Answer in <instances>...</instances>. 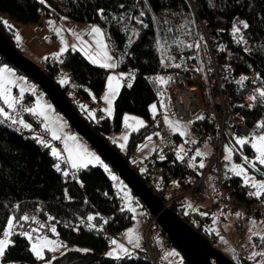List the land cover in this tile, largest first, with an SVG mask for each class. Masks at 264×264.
<instances>
[{
	"label": "trees",
	"instance_id": "trees-1",
	"mask_svg": "<svg viewBox=\"0 0 264 264\" xmlns=\"http://www.w3.org/2000/svg\"><path fill=\"white\" fill-rule=\"evenodd\" d=\"M190 1L45 0V3H41V0H0V29L16 47L17 29L12 22L17 25H40L47 19L66 17L101 27L116 62L122 61L117 69H131L135 72L132 86L124 84L114 101V130L120 129L121 118L126 112L144 117L147 121L145 127L130 134L129 153L125 156L128 161L137 144L149 133L155 132L149 118V105L160 98L168 105L166 110L173 112L169 92L180 77L174 65L181 55L197 51L194 46L198 21L213 35L215 44L223 48V54L228 55L238 68L254 69L264 83V0H213V7H209L207 0ZM120 4L126 7L121 9ZM99 9L105 10L104 18L98 14ZM141 11L145 13L141 17L143 25L130 18L139 16ZM121 16L124 18L120 19ZM236 18L249 24V28L244 29V32L254 42L253 49L247 50L241 44L232 43V20ZM4 21L11 27L6 26ZM129 38L131 44L128 42ZM0 60L6 63L1 56ZM60 63L69 69L66 73L69 83L66 85L59 83L57 74L64 73L58 69ZM42 68L78 113L81 105H87V110H90L95 103L101 101L106 70L92 64L80 51L68 48L58 60L47 56ZM166 71L171 73L172 80L169 84L158 85L150 77L153 73ZM158 92L164 93L163 98ZM32 99V93L24 95V101L29 102ZM23 105L24 102L20 100L14 109L5 108V111L9 112L13 119H22L27 124H31L36 117L41 118L24 111L25 108L21 107ZM82 110L81 116L98 135L103 137L111 130L108 117L103 115L99 108L94 110L95 120L89 118L85 108ZM235 111L252 132L261 131L255 125L264 121V105L248 108L238 106ZM202 122L205 124V121ZM193 124H196V121ZM15 127L12 120L0 116V236L8 216L18 218L28 215L30 219L17 223L11 237L12 244L6 249L3 261L35 264L38 260L31 252L27 238L19 233L33 226L38 227L40 219L48 222V217H52L49 222H55L51 226L56 228V233H52L49 230L51 226L45 224V228L40 230L42 234L57 238L68 245L86 246L94 251V254L80 257L69 264H153L143 250L130 252V255H123L120 259L103 255L110 242V238L104 234L103 223H106L110 232L116 234L133 221L129 210L119 208L121 198L103 168L88 165L86 168L67 171V163L58 161L51 155L52 144L45 147L38 142V138L24 136ZM227 132L228 140L237 136L229 129ZM243 152L249 156L255 154L250 145L243 146ZM58 162L61 165L60 172L54 167ZM64 171L68 172L67 176ZM258 174H264V166H259ZM171 176L182 177L177 170L174 171L166 165L164 177L170 179ZM233 180L235 184L241 182L235 175ZM122 184L128 189L123 182ZM236 187L239 194L250 188L243 183ZM132 202L141 205L146 219L149 213L142 202L134 196ZM177 208V205L170 207L183 221L202 233L204 218L201 210L186 204H183L180 212ZM89 215H93L95 219L88 221ZM105 215L109 218L106 219ZM31 217H35V220ZM89 224L94 227H89ZM249 242L252 250L257 248L264 251V243L258 237L253 236ZM173 248L177 255L170 256L169 252H166L165 260L160 264H175L176 259L186 263L180 252ZM248 252L246 250L244 253ZM231 259L235 264L264 262V257L249 260L247 255L241 254Z\"/></svg>",
	"mask_w": 264,
	"mask_h": 264
},
{
	"label": "built area",
	"instance_id": "built-area-1",
	"mask_svg": "<svg viewBox=\"0 0 264 264\" xmlns=\"http://www.w3.org/2000/svg\"><path fill=\"white\" fill-rule=\"evenodd\" d=\"M238 20L237 18L233 19L232 25ZM197 36L200 47L197 48L195 55L191 53L179 57L177 64H180L181 68L177 72L180 77L169 92L173 115L181 121H191L187 135L182 137L169 130L163 121L161 111L158 114L150 113L149 118L155 133H160L157 136V147L144 160L137 159L134 154H130L128 163L145 185L159 196L168 208L177 205L179 212L182 210L183 204L193 208L203 202L207 196L209 198L210 193L207 192V189L208 181H210L214 199L208 203L207 214H203L204 225L201 228V234L212 246L219 248V245L221 246L220 237L225 236V231L214 227L213 214L222 210L241 214L240 220L236 221L232 227L233 231L231 229L232 238H235L240 244L246 237L247 221L254 220L256 217L264 218V195L259 198L249 195L253 192L251 188L241 194L236 192V186H241L242 183H234V174L222 158L223 146L228 142V129L234 134L244 137L251 135V130L244 124L235 108L238 106L248 108L249 104L252 106L264 105V99H258L256 102L249 100V96L255 94L256 88H264V83L254 69L238 68L228 55L223 54V50L215 44L213 35L201 21H198ZM240 37H243V40L237 43ZM232 43L241 44L247 50L254 47V42L250 40L242 27L241 32L237 36H233ZM198 68H202L203 71H197ZM58 69L64 73L69 72V69L62 63L58 64ZM162 73L166 79L171 77L170 72ZM156 75L158 74L153 73L150 77L153 78ZM241 75L249 78L244 81L243 85L236 83ZM132 77H135L133 70L123 80L124 84L127 85V81ZM198 116H204L205 119L197 120ZM194 121L196 124H193ZM202 121H205V124ZM29 125V128H24L16 123L15 128L24 136H34L45 143L58 144L52 140L43 126L41 118H34ZM191 141H195V143H191ZM204 145L211 146V155L196 157V151ZM181 146L184 148V152L181 153L184 159L177 160L175 153ZM160 155H164L165 159L160 160ZM194 157L195 159H193ZM201 160L205 164L203 169L199 168ZM166 165L174 171L177 170L179 176L182 177L171 176L170 179H165ZM141 168L144 169L143 172L140 170ZM70 180L72 181L71 178ZM118 206L124 208L121 202L118 203ZM105 218L108 219L109 216L105 215ZM146 220L145 236L152 235L159 245L154 248L151 244H147L143 252L149 256L153 264L163 263L165 253L173 249L174 246L159 227L156 217L149 214ZM49 223L54 224L55 222ZM39 224L45 225L46 222L40 219ZM104 234L110 239L114 234L106 228V223H104ZM130 249L133 253L137 251ZM175 264L183 263L179 259Z\"/></svg>",
	"mask_w": 264,
	"mask_h": 264
},
{
	"label": "rangeland",
	"instance_id": "rangeland-1",
	"mask_svg": "<svg viewBox=\"0 0 264 264\" xmlns=\"http://www.w3.org/2000/svg\"><path fill=\"white\" fill-rule=\"evenodd\" d=\"M190 3H191V1H190ZM64 18H66V17H58L56 20H55V18L54 19H47V21H45L44 23H42L40 25H35V24H24V25L19 24V25H16L14 22H12L14 25H16V29H17L16 36L17 35L20 36L19 41L16 40V36H15V44H16V48L18 49V51L24 57H26L27 59H29L30 61H32L33 63H35L38 66H43V62L47 56L55 57L53 54L57 53L59 51L60 47H62V46H65L67 49L71 48V49H75V50L80 51L81 45H80L79 41L76 39V37L72 35V31H75L76 33H78L82 37V39L91 41V37L87 33H88V31L92 25H96V26H98V25L93 24V23H88V22H78V21H74L72 19H68V18L64 19ZM4 19H5V17H4ZM51 20L56 21L58 23L56 24V23L52 22V24L50 25L48 22ZM53 28H60L62 30L60 35L63 36L64 45H61L60 36L56 35V33L53 31ZM196 37H197V39H196ZM198 39H199L198 36L195 35L196 44L198 43L197 42ZM17 43H19V44H17ZM105 43L108 44L106 37H105ZM73 45H75L76 47L73 48L72 47ZM202 50H204V49L202 48ZM212 50H213V48H212ZM80 52L84 55V53L82 51H80ZM193 54L195 55L196 52H193ZM109 55L112 56L113 62H116V60H115L113 54L111 53L110 49H109ZM4 66H7L8 68H10L12 70V72L14 73V76L12 78L15 79L16 83L13 85H10V87L12 88V96L14 98L18 99L19 101L22 100L24 102V105L21 107H24L25 109L26 108H36L38 101L41 105H45V104L51 105L50 101L47 99V97L44 95V93L38 88V86L32 80H30L28 77H26L22 73L17 72L16 69L13 68L12 66L8 65L7 63L1 62V60H0V67H4ZM105 70H106V80H105V88H104L102 95L107 90V87H106L107 76L109 74L119 76L120 73H125L126 74L124 77V79H125L128 76V74H131V72H132L131 69L119 70L116 68V69H105ZM157 74L158 75H156V76H163L162 72H157ZM57 75L59 77V80L63 76H67L66 73H61V72L58 73ZM123 80H121V87L124 85ZM121 87H120V89H121ZM21 89L24 90L23 93H21ZM27 93L33 94V99L30 100L29 102L24 101V95ZM160 102H161V99L158 98L149 105L150 113L154 114L152 112L150 106L153 104H156L157 110H156L155 114H158L159 111H161L163 113V118H164V115H168L171 121L179 120L175 115H173V112L169 113L166 109L161 108ZM0 104L4 109L7 108V106L3 104V101H0ZM85 106H87V105H85ZM105 107H107V105L101 99V101L99 103H95L93 105V107L90 108V110H95L97 108H99L101 110ZM159 107H160V109H159ZM46 111H47V115L49 116L48 121H44L43 117L40 116L41 120L43 122V126L45 123H47L50 129L55 130L57 132V134L62 137L61 140H55L59 145L58 144L57 145L52 144L51 147L57 148V150L61 152V154L65 157V159L67 158V153L63 151L65 143H67L69 147H75V145L78 144V145L82 146L83 148H86L89 152H92L96 156H98L100 158V160L103 162V164L108 166V169H109V172L111 173V175H114L118 178L117 180H112L110 175H109V172H107L108 176L113 181V184H114L113 186L116 190L117 195H119L121 198L120 199L121 204L124 205L125 209L129 210V212L132 215V219H133V217H135V219H133L132 223L127 228H125L123 231L117 232L116 234L113 232L114 234L110 239L108 248L103 252V255L108 256V257H116L115 255L114 256L107 255V253L109 251H111L113 248L116 247V245L112 244L113 240H115L118 244H123L127 249H129V252H131L130 248H132L133 250H143L144 251L146 249L147 244H151L154 248H156L159 245V242L152 235H146L145 236V226L147 224V220L145 219V217H143L144 216L143 214L145 213L143 211V208L141 207V205L139 203L132 202L133 195L131 194L129 189L124 187V185L122 184V181L118 177L117 173L113 169H111L109 167V165L105 162V160L82 137H80L72 129V127L68 124V122L65 120V118L52 105H51V108L47 109ZM101 113L103 115L107 116L103 111H101ZM79 114L80 115L83 114L82 108H79ZM125 114H127L129 116L137 117L140 120H143L145 124L147 123V121L144 117L126 112L123 114V116L121 118L120 129L114 130L115 123H114V119H113L114 118V101H113V115L111 117L107 116L109 119V124H110L111 130L109 132L105 133L102 137L111 146H113L119 153H121L124 156H126L129 153L128 140H129L131 132L133 131L129 128H126V126L124 124L123 117L125 116ZM179 121L181 122L182 125H187V132H188V130L190 128V124L187 121H181V120H179ZM129 123L132 124L134 127L136 126L135 121L130 120ZM166 127L170 130L168 125H166ZM48 133L51 136V133L49 131H48ZM154 133L151 132L147 135V136H149V135L152 136L151 141L144 139L142 142H139L137 144V147L133 152L134 156L137 159H143L144 160V158L147 155H149L150 153H152L154 151V148H155L156 144L158 143V140L156 138L157 136ZM258 134H260V132H255V131L252 132L251 131V135H258ZM124 135L128 136L127 141H124L123 139H121V137ZM73 136L76 138L75 141H73L71 139H67L68 137H73ZM250 136H248V137H250ZM236 137L244 138V136H241V135H237ZM113 141H116V142L113 143ZM121 143L125 144V147L123 149H121L119 147V145ZM226 144L229 147H232L235 149L240 148V146L235 145L234 139H231V138L228 140V142H226L224 144V146ZM143 145H147V147H143ZM224 146H223V150H222V158L225 155ZM198 150H200L202 153H206L207 155H211V152H212V148L210 145H204V146L200 147ZM244 156H247L250 160H253V161L255 159V154L252 156H249L243 151L242 152L234 151L233 155H232V159L230 161H226V160H224V161L226 162V165L230 171H231V168L233 165H236V164L244 165L246 168H248V176H249L250 180L264 181V174L259 175L258 174L259 170L258 171L253 170V169H251L250 166L245 165L244 160L242 158ZM130 163H131V160H130ZM91 165L100 166L101 168L104 169V167L102 165H98V164H91ZM259 166L260 165L257 164L258 169H259ZM69 169L70 170H76V169H72L70 167V165H68L67 171ZM239 178L243 182V176H240ZM208 183H209V186H208L207 192L210 193V197L208 198V196H207V198L203 199V202H200V204L197 205V208H199L201 210L202 214H204V213L207 214L208 203L212 199H214V197L212 196V190H211L212 187H211L210 181H208ZM122 189H123V191H122ZM251 189L253 191H255V189H253V188H251ZM125 192L127 193V197L125 196ZM129 198H130V201H129ZM132 208L135 209V212L130 211V209H132ZM231 212H234V211H231ZM231 212H229L227 210H222V211L217 212L215 215L214 214L212 215L214 227L218 230H224L225 231V236L223 237V239H221V246L219 245V248H217V249H219L225 255L230 256V258L235 257L236 255H239V254L249 256L251 254V252H253V251H262V250L257 249V248H256L257 250L256 249L252 250L251 249L252 246H251L249 241L253 238L252 232L264 234V218L256 217L254 220L247 221V223H246V237L244 238L243 243L240 244V243H238V241L235 238L234 239L232 238V231H233L232 227L236 221L240 220L239 217H241V216L240 215L237 216L236 215L237 212H234V213H231ZM47 224L51 226V223H49V220H48V222L46 221V226H47ZM103 225H104V223H103ZM32 228H36V227L33 226ZM106 228H107V226H106ZM31 229L29 228L28 230H31ZM129 229H132L131 233L128 232ZM231 229H232V231H231ZM250 229H251V231H249ZM28 230H25V231H28ZM37 234L41 235V236H46V235L42 234L41 231L39 233L34 234V235H37ZM129 235H131V237H132V241H133L132 243H129V239H128ZM47 237L50 240H53L56 242L55 245L49 246L50 248H53L54 250L49 251L46 249L44 252V259L38 260L35 264H48V262H50V264H69L70 262H72V261H74L80 257H84L87 255L94 254L93 249H91L89 247L72 246V245H68L66 243L61 242L57 238L50 237V236H47ZM137 237L139 238L138 242L140 244V247L139 248L135 247L136 248L135 249L133 245L136 243ZM249 237H251V239H249ZM0 238H3L2 234H1ZM153 238L156 241H153ZM10 239H11V237H10ZM28 242H29V247H31L32 242L29 240H28ZM85 249H87V251H84ZM246 250H248L249 252L244 253ZM168 252H174V248L169 250ZM116 255H119L121 257L125 254L119 252V249H117ZM176 260H178V259H176ZM0 264H13V262L3 261L2 257H0Z\"/></svg>",
	"mask_w": 264,
	"mask_h": 264
},
{
	"label": "snow or ice",
	"instance_id": "snow-or-ice-1",
	"mask_svg": "<svg viewBox=\"0 0 264 264\" xmlns=\"http://www.w3.org/2000/svg\"><path fill=\"white\" fill-rule=\"evenodd\" d=\"M207 2L209 4V7L214 6L213 0H207ZM41 3H45V0H41ZM119 7L121 9H124L126 6L124 4H120ZM98 14L101 16V18H104L105 10L99 9ZM144 15H145V13L143 11H141L139 13V16H134V17H130V18L134 19L137 23L143 25V20L141 19V17H143ZM123 18H124L123 16L120 17V19H123ZM64 19H66V18H64ZM3 23L6 26L11 27V25H9L7 21H4ZM48 23L50 25L52 24L51 21H49ZM241 27L243 29H248L249 24L243 20H238V21H235L233 23L232 34L234 37L237 36V34H239L241 32ZM53 31L56 33L57 36H60L61 45H64L63 36L60 35L62 30L60 28H53ZM87 34L91 37V41L82 39V37L78 33H76L75 31H72V35L76 37V39L79 41V43L81 45L80 51H82L84 53L85 57L92 64L99 65L100 67H103L105 69H116L118 67L119 63H121L122 61L113 62L112 56L109 55V45L105 43V33H104V31H102L101 27L96 26V25H92ZM16 40L17 41L20 40L19 35L16 36ZM241 40H243V37H240V39L237 40V43H240ZM128 42H129V44L132 43L130 38H129ZM72 47L75 48L76 46L73 45ZM189 47H193V45H189ZM194 47L199 48L200 44L197 43ZM66 50H67V48L65 46H62V47H60L59 51L57 53H54L53 55L58 59L60 57V55L63 54ZM221 50H223L222 47H221ZM189 58L191 59V57H189ZM174 67L179 69V68H181V65L175 64ZM197 71H203V69L198 68ZM125 75H126L125 73H120L119 76L112 75V74H109L107 76V85H106L107 90L101 97V99L106 103L107 107L101 109V111H103L108 117H111L113 115V101L116 100V97L119 94L120 87H121V80L124 79ZM13 76H14V73L12 72V70L10 68H8L7 66L0 67V101H3V104L6 105L8 109H14L15 106L17 104H19V100L12 96V88L10 87V85H13L16 83L15 79L12 78ZM132 79H134V77H132ZM132 79H129L127 81L128 87L132 86ZM152 79L158 85L169 84L172 80L171 77L166 79L163 76H155ZM248 79L249 78L247 76L241 75V77L239 78V80L236 81V83L243 85L244 81H246ZM59 83L61 85L68 84L69 83L68 77L63 76L59 80ZM23 91L24 90L21 89V93H23ZM254 91H255V94L249 96L250 101L256 102L258 99H264V88L258 87ZM157 94L160 95L162 98L164 96V93H162V92H158ZM93 99H95L94 96H93ZM160 106H161V108H165V109L168 107V105L164 102L163 99L160 102ZM248 106L252 107V104H249ZM81 107L85 108L90 119H93V120L96 119V115H95L94 110H87L86 106H84V105H81ZM50 108H51L50 104L41 105L38 101L36 108H26V109H24V111L39 115V116L43 117L44 121H48L49 116L47 115L46 110L50 109ZM150 108H151L152 112L155 114V112L157 110V105L153 104L150 106ZM0 116H4L7 119L12 120L13 124L19 123L24 128L30 127V125L25 123V121L22 119L18 120V121L16 119H13V117L10 116L9 112L5 111V109L3 107H0ZM101 119H103V117H101ZM196 119L197 120H203V119H205V117L204 116H198ZM130 120L135 121V124H136L135 127L129 123ZM123 121H124L126 128H129L133 131H139L140 128L145 127V123L143 120H140L139 118L134 117V116H129L127 114H125V116L123 117ZM163 121L166 125L169 126L170 130L173 133H178L182 137L187 135V125H182L179 120L171 121L168 115H164ZM188 123H191V121H189ZM44 127L47 131H49L51 133L52 140H61L62 139V137L60 135H58L55 130H52L49 128L47 123L44 124ZM255 127L257 129L261 130L260 134L251 135L250 137H244V138H239V137L234 138L235 145L240 146L239 149L229 147L227 144L224 146V151H225V155L223 157L224 160L230 161L232 159V155H233L234 151L242 152L243 146L250 144L251 149L254 150L255 159L253 161V160H250L247 156L242 157L245 165H248L251 167V169L257 170V171L259 170L257 168V164L260 166H264V121L257 122ZM154 134L156 136L160 135L159 132L154 133ZM67 139H71L73 141L76 140V138L74 136L68 137ZM121 139H123L124 141H127L128 136L124 135L121 137ZM145 139L148 141H151L152 136L151 135L146 136ZM38 142L41 144H44L45 147H50V144H45V142L43 140H38ZM115 142L116 141H113V143H115ZM191 143H195V141H191ZM119 147L121 149H123L125 147V144L121 143L119 145ZM143 147H147V145H143ZM63 151L67 153L66 159L61 154V152L57 150V148L51 147V155L56 157L58 161H65V163L70 165V167L72 169L78 170V169L86 168V167H88V165H91V164H98V165H102L106 172H109L108 166L104 165L98 156H96L92 152H89L86 148H83L82 146H80L78 144L75 145V147H69L68 144L65 143ZM182 152H184L183 146H181L175 153L177 160H183L184 159V156L181 155ZM202 155H207V154L202 153L200 150H197L195 153L196 157H201ZM159 159L164 160L165 156L160 155ZM193 159H195V157ZM189 166L190 167L192 166L191 163L189 164ZM54 167H55L57 172L61 171V165L59 162L56 163L54 165ZM204 167H205V164L201 160V162L199 163V168L203 169ZM140 170L142 172L144 171L143 168H141ZM231 171L238 177L243 176L244 185L250 186L251 188L255 189V191L249 193V195H252V196H255L258 198L261 197L262 195H264V181L250 180L249 176H248V168H246L244 165H240V164L233 165L231 168ZM64 175L67 176L68 172L64 171ZM109 175H110L112 180L118 179L116 176L111 175L110 172H109ZM122 191H123V189H122ZM125 196L127 197L126 192H125ZM129 201H130V198H129ZM130 211L135 212V209L132 208V209H130ZM204 214H206V213H204ZM236 215L239 216L241 214L236 213ZM29 219H30V217L28 215H23V216H20L18 218L14 217V216H8L7 217L6 226L3 227V231H2L3 238H0V257L5 256L6 249H8L9 246L12 244V240L10 239V237L13 236L14 228L16 227L17 223L19 221H28ZM31 219L35 220V217H31ZM48 219L52 220L53 218L48 217ZM94 219H95V217L93 215H89L87 217L88 221H93ZM133 219H135V217H133ZM89 227H94V225L89 224ZM43 228H45V225L40 224L36 228H32L31 230L22 231L19 233L21 236L26 237L27 240L32 242L30 250L35 255L37 260H43L45 250L46 249L49 251L54 250L53 248H50L49 246L55 245V243H56L55 241L50 240L47 236H41L38 234L34 235L36 233H39L40 230ZM49 230L52 233H56V228L54 226L51 227ZM213 231H215V229H213ZM249 231H251V229ZM128 232L131 233L132 229H129ZM252 236L258 237L261 240V242L264 243V234L252 232ZM220 238L223 239L222 236ZM128 239H129V243L133 242L131 235H129ZM249 239H251V237H249ZM138 241H139V238L137 237V241L133 245L136 248L140 247V244ZM112 244L116 245V247L113 248L111 251H109L107 253V255H109V256L115 255L117 259H120L121 257L119 255H116L117 249H119V252H121L125 255L131 254L129 252V250L123 244H118L115 240L112 241ZM253 247H256V245H253ZM84 251H87V249H85ZM168 255L175 256L177 254L175 252H169ZM258 257H264V251H253L248 256V259L249 260H256ZM48 264H50V262H48ZM258 264H264V262H258Z\"/></svg>",
	"mask_w": 264,
	"mask_h": 264
},
{
	"label": "water",
	"instance_id": "water-1",
	"mask_svg": "<svg viewBox=\"0 0 264 264\" xmlns=\"http://www.w3.org/2000/svg\"><path fill=\"white\" fill-rule=\"evenodd\" d=\"M0 56L7 64L34 82L72 129L117 173L131 194L142 202L149 214L156 217L159 227L187 264H235L230 257L212 246L201 233L168 208L163 200L145 185L125 156L87 124L58 86L45 73L42 66L36 65L24 57L6 38L1 29Z\"/></svg>",
	"mask_w": 264,
	"mask_h": 264
},
{
	"label": "crops",
	"instance_id": "crops-1",
	"mask_svg": "<svg viewBox=\"0 0 264 264\" xmlns=\"http://www.w3.org/2000/svg\"><path fill=\"white\" fill-rule=\"evenodd\" d=\"M51 19H54V18H51ZM56 19H57V18H55V20H56ZM51 22H54V23H56V24L58 23V22L53 21V20H51ZM16 25H17V24H16ZM18 25H19V24H18ZM17 44H19V43H17ZM176 134H177V133H176ZM156 138H157V137H156ZM157 144H158V143H157ZM157 144H156V146H155V148H154V151H155V149H156V147H157ZM154 151H153V152H154ZM153 152H152V153H153ZM152 153H150L149 155H147L145 158H147L148 156H150ZM145 158H144V159H145ZM140 160H142V159H140ZM241 182H242V181H241ZM242 183H243V182H242ZM243 184H244V183H243ZM209 197H210V196H209ZM193 208H197V206H193ZM143 215L145 216V214H143ZM214 215H215V214H214ZM144 216H143V217H144ZM153 241H156V240L153 238ZM134 248H135V247H134ZM135 249H136V248H135ZM128 250H129V249H128Z\"/></svg>",
	"mask_w": 264,
	"mask_h": 264
}]
</instances>
